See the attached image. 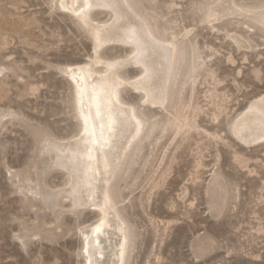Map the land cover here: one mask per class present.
<instances>
[{
	"label": "rangeland",
	"instance_id": "1",
	"mask_svg": "<svg viewBox=\"0 0 264 264\" xmlns=\"http://www.w3.org/2000/svg\"><path fill=\"white\" fill-rule=\"evenodd\" d=\"M126 1L177 45L165 104L144 102L128 83L118 91L142 120L110 184L129 235L126 264H264V139L247 143L231 129L264 95V0H234L240 9L226 0ZM109 16L106 7L90 12L94 25ZM117 29L103 28L104 58L129 52ZM92 40L59 0H0V264H84L81 230L99 208L69 193L76 173L66 157L83 127L70 68L103 67L92 61ZM127 127L121 117L112 163ZM118 224L111 210L103 264L114 259Z\"/></svg>",
	"mask_w": 264,
	"mask_h": 264
},
{
	"label": "bare ground",
	"instance_id": "2",
	"mask_svg": "<svg viewBox=\"0 0 264 264\" xmlns=\"http://www.w3.org/2000/svg\"><path fill=\"white\" fill-rule=\"evenodd\" d=\"M59 2L63 9L71 10L77 18H79L88 26V29L90 30V33L93 38L92 61L96 64L103 63V67L101 69L91 68L87 63L79 64L70 68L69 74L74 86L75 107L80 117V102H83V112L85 115H87L89 102L88 93L92 92L93 89H95L97 92H100V85L102 84H106L108 85V87H112L114 83L118 85L116 89V99L119 100V106L114 107L113 111L115 112L116 110V112L118 113H123L124 116H127L129 112L134 111L136 113L134 107L130 104H125L118 95L120 87L125 83L130 84L135 89H139V91H141L142 93V100L144 102L161 105L165 104L168 78L171 72L177 48L176 42L172 40V38L165 39L156 36L150 30L146 22L142 18L136 16L137 14H134V12L131 10L130 12L135 15V19H128L129 23H131L133 26L143 24L151 33L152 37L155 40L159 41L160 44L149 45L147 50V61L141 60L139 62H136L133 60L129 62V58L132 57L133 53L136 51V48L134 47V45L126 41L125 34L123 31V28L127 26L125 24V21H117V14L111 10L109 18L97 22L96 25L93 24V21L90 17V12L93 7L100 6L103 3L108 2V0H59ZM226 2L230 8L240 9L239 7H237L234 0H226ZM89 5H92V7H89ZM125 10L126 9L121 10L123 15ZM248 11L253 12L252 9H248ZM77 13H79L80 15H77ZM219 16L220 13L218 9L214 7L211 9V15L209 17V20L214 21L218 19ZM108 25L117 27V34L119 35L120 40L130 46L128 54L124 57L104 58L103 56H101L100 49L102 45L106 42V35L103 34V28ZM97 33L99 34V37H97ZM167 45H172L173 47L171 49H168ZM117 61H124V63L115 64V62ZM145 62L149 64L151 74L149 75L146 81L139 82L136 78L138 76L144 75L142 65ZM113 64L115 66L112 68L111 74L105 76L106 65ZM124 64L138 65L140 66V71L133 77L124 78L118 72L119 67ZM78 89L80 90L79 96ZM262 114H264V95L252 100L244 108V110L234 119L231 127L232 131L235 135H237L247 143L263 140L264 136H261V131L264 130V120H262ZM136 118L141 121V128L139 131L140 134L142 130V120L137 113ZM127 125V135H125L124 139L122 140L121 146L117 150L116 160L114 163H112V161H110L109 157L107 156V150L113 144V141H110L108 146H105L103 149H101L98 145L91 143L92 137L90 135L82 136L77 142L76 146L73 148V150L69 151L66 157L69 158L68 161L70 171H73L71 176L74 177V173H76L75 179L73 178L74 185L69 191V193L75 194L80 192L81 201L94 205L96 208H99L97 218L92 223L88 224L89 227L86 226L88 227L87 230H81L82 234L80 235L82 236V243L80 252L83 256L84 264H103V260L101 259L104 256V250L100 238L101 234L103 233V231H105V228L108 226L111 210L115 211L116 216L119 220L117 231L120 235V239L112 250V256L114 257V259H111L107 264H126L129 235L127 232V228L124 226L120 214L116 210V205L112 197L110 184L111 179L114 178L122 163L125 153L130 148L132 141L139 135L133 131L134 122L127 121ZM89 127H91V125H89ZM248 130L252 131V133L247 134ZM83 131L84 121L81 133H83ZM133 137L135 138L133 139ZM85 141H89V143L85 144ZM127 141H131V143H128ZM88 148L93 149V151L90 153V155L93 157V159L91 160L89 159V153L87 152ZM105 160L107 161L108 165L107 172H105L104 170ZM102 177H105V187L102 197L100 196L97 200L96 194L99 191L98 185ZM217 183L222 188V184L221 182H219L218 179ZM106 195L111 200V207H108L105 204ZM97 228H99V231H97Z\"/></svg>",
	"mask_w": 264,
	"mask_h": 264
},
{
	"label": "snow or ice",
	"instance_id": "3",
	"mask_svg": "<svg viewBox=\"0 0 264 264\" xmlns=\"http://www.w3.org/2000/svg\"><path fill=\"white\" fill-rule=\"evenodd\" d=\"M102 7L109 8L111 11L117 14V21H125L126 27L123 28L126 41L131 43L136 48V51L133 53L132 57L129 58V62L141 60H148L147 50L150 44L159 45L160 42L155 40L147 28L141 24L138 26H133L128 21V17L123 15L121 10L127 9L131 11L130 7L126 3V0H108V2L100 5ZM92 7V5H89ZM209 10L215 7V5H208ZM260 11L264 13V8H261ZM77 15H80L77 13ZM139 19V18H137ZM99 37V34H96ZM176 37L172 36V40H175ZM172 45H167L168 49H171ZM124 61H117L115 64H122ZM115 65H106L105 76L111 74V70ZM143 76H138L136 79L139 82H144L148 79L151 74L149 64L145 62L143 65ZM264 79V77H262ZM118 85L113 84L112 87H108L106 84L100 85V92H97L93 89L92 92L88 93V113L87 115L83 112V102L81 101L80 114L81 118L84 121V131L81 133L82 136H91V143L98 145L101 149L109 145L110 141L115 140V134L118 131V126L120 123V118L123 117L129 122H134L133 131L139 134L141 128V121L136 118V113L129 112L127 116H124L123 113L114 112L113 109L116 106H119V100L116 99V89ZM139 90V89H137ZM80 95V90L78 89V96ZM94 110V111H93ZM262 120H264V114H262ZM91 125V127H89ZM261 136H264V130L261 131ZM135 137H133L134 139ZM131 143V141H127ZM89 141H85V144ZM93 151L92 148H88L87 152L89 153V159H93L90 153ZM105 172L108 171L107 161L105 160ZM105 204L108 207H111V200L106 195ZM99 231V228H97Z\"/></svg>",
	"mask_w": 264,
	"mask_h": 264
}]
</instances>
